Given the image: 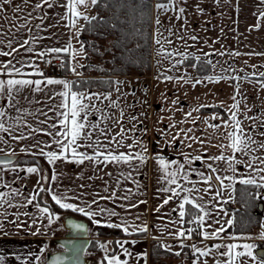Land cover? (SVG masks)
I'll return each mask as SVG.
<instances>
[{
  "label": "crops",
  "instance_id": "0c3cea01",
  "mask_svg": "<svg viewBox=\"0 0 264 264\" xmlns=\"http://www.w3.org/2000/svg\"><path fill=\"white\" fill-rule=\"evenodd\" d=\"M168 2L169 0H154L153 2L151 72L144 76H120V79L116 80L123 82L116 84V87L119 86V91L83 90L87 93L102 94V99L103 94L111 93V100L116 102V107H111L109 100H103V103L94 101V103L112 119L120 120L121 124L112 126V120L101 122V114L96 112H93L88 119L93 123H100L101 128L112 127L113 135L119 132L120 127L123 126L129 137L124 141L125 145L131 144L135 138L141 139L147 147L145 163L133 161V167L124 164H100L98 169L96 165L88 161L83 165L67 161H57L55 165H50L46 157L38 154L39 148L33 147L30 152H21L22 148H29L37 141L42 142L40 147H44L45 151H59L58 146L52 143V137L44 132L32 134L26 124H30L32 129H49L52 123H58L59 117L48 110L49 104L46 101L53 92L62 90L61 86H48L43 92L25 91L24 93L33 103L29 104L24 101L23 106L29 112L42 109L47 113L48 123H40L46 117L36 111L34 116H23L26 123L16 124L15 118L21 116L22 113L10 109L6 97L0 98V107H4L8 113L7 124H14L16 127L14 133L11 131L0 133V137L7 141V143L0 141V149H3L0 154L11 155L14 152L15 155L21 157L24 154L37 153L35 156L43 158L45 162V166L40 163H22L19 160L9 166L0 164V172L3 173L0 175V192L7 194L5 197L7 202L0 200V225H2L0 227V256L4 258L0 264H39L45 262L47 253L60 249L54 244L55 238L63 236L62 232L59 233L60 227L63 228L60 219L49 224L48 220L40 215L36 207L37 204L41 207H49L50 211L59 215L60 218L64 214L83 217L89 222L91 240L94 239L97 224L79 212L61 209L51 200L48 192H40L39 195H36L41 186L69 197L81 196L83 193L81 199L67 201L80 206H85V201L91 203L95 197L98 203L92 205L93 211L106 208L117 213L111 218L106 214L94 217L93 219L101 221V226H107L108 223L121 224L124 221L128 225H147V232L133 231L130 227L129 232L125 233L123 228H119L126 236L99 237L100 240H108L111 246L116 247L115 252L111 255H119L121 260H127L128 264H150L149 246L153 240H159L163 245L170 246V251L174 253L180 252L183 264H204L205 261L207 264H217V261H220L221 264H229L230 258L222 254L227 251L226 246L230 244L240 245L241 247L236 249L240 252L245 251L242 245H254L253 256L237 257L235 264H264V239L260 238L264 233V187L257 195L262 200L259 206L260 224L252 230L246 229L241 232L232 229L237 208L235 186L241 184L239 183L241 178L248 176L254 177L258 184H264V181L260 180V176H264V172L257 173L255 171V168L264 167V165H260L256 161L253 168H249L246 163L236 164L233 162L236 169V172L233 173L224 171L228 168V162L208 159V157L219 156L222 152L225 157L235 155V158L240 161H249L253 157H264V149L258 148V144L264 143V135H261L264 132V79L256 78L264 77L262 75L264 73L246 75L240 71L247 67L264 65V17L260 16V13H264V0H219V2L217 0H178V2L169 5L167 12L156 8L157 3L168 4ZM37 3L41 5L40 8L35 7ZM51 3L52 6L49 7L43 0H28L27 3L24 0H12L10 5L5 6L0 12V26H2L0 27V40H3V43L0 44V51L10 52L8 43L11 41L12 47L18 52L13 53L12 56H0V63L12 60L16 67H21L16 63L17 60H23L25 64L33 63L48 78L71 81L84 77L83 67L77 68V71L82 73L80 76L70 71L68 75H47L45 70L50 63H45V61L53 62V55L43 58L36 55L49 48H63L69 41L74 49H79L83 42L81 35L87 21L80 19L77 27L82 26V31L77 39L75 37L76 30L71 29L68 26V20L64 18L69 15L65 7L67 0H51ZM17 6L20 7V11H16ZM179 8H184L185 11L181 14ZM80 11L86 12L89 17L96 16L95 6H90L86 10L81 8ZM157 18L160 19L162 27L156 24ZM257 23L260 25L259 28L255 27ZM158 28L162 33L159 36L161 44L166 50L173 53L171 57L165 58V56L158 55V50L161 47L155 43ZM193 36L196 37L195 40L191 38ZM23 41H28V43L21 47ZM29 48L33 51L29 52L27 50ZM84 51V55L77 57L80 65L85 63V46ZM176 53H180V55ZM64 54H60L62 61ZM156 56H160V58L157 60ZM188 56L210 59L211 62L217 58L215 64L218 63L222 71L220 73L212 71L210 75L200 77L195 67L184 63ZM69 61L73 64L76 63V61H72L70 55ZM177 61H182V63H177ZM32 70L28 67L22 68V71L26 73ZM164 76H170L173 79L165 80ZM209 77L212 79H208ZM221 77L224 79L217 81V78ZM7 78V76L0 75V79ZM28 78L41 79L40 76ZM132 80L134 82L131 85L124 86L126 84L124 82ZM197 80L200 83H196ZM128 93L130 95H127ZM127 96H130L131 100L128 101ZM233 96H235V100H233ZM122 98H126V100H122ZM173 100H177L178 103L173 104ZM36 101H40V103H36ZM59 103L60 98L56 97L50 102V105L54 107ZM234 104L238 105V109L232 107ZM197 108L199 111H193ZM121 112H123V117H121ZM188 112H191L192 115L187 116ZM233 112L236 113V118L240 121V127L256 141L250 145L253 151L248 155L240 152L233 153L231 149L221 147L229 143L226 135L228 131L232 130L231 116ZM132 116H136L138 119L131 120ZM213 116L218 118L212 119ZM225 121L228 122V127L225 126ZM172 124H175L174 128L170 127ZM133 125H135L136 131H129ZM209 125H219L220 127L213 129ZM143 128L148 129L146 134L142 131ZM188 129H192V131L187 132ZM21 132L27 139H12L13 135L19 137ZM177 133L180 134L179 138L173 140ZM185 133L188 138H185ZM96 135L98 133L94 134L93 139L96 138ZM192 137L199 139L194 140L191 139ZM100 139L107 142L104 137H100ZM108 139L110 140L111 136ZM199 141H203V143ZM45 144H51V147H45ZM189 144L191 147H188ZM113 146L110 145V147ZM79 151L92 153V149L86 147L80 148ZM119 151L134 153L140 149L135 146L132 149L122 147ZM185 153L189 154L190 159L195 156H201L202 159L199 161L192 159L191 163H187L184 160L183 154ZM157 156H162L168 161L178 160L185 165V173L191 183L182 179L178 180V183L185 188H193V185L200 189L208 187L201 182V177L197 174L199 171L205 175H211V169L206 166L208 163L219 169L214 175L235 178L232 187L221 189L220 186L223 195L215 200L212 197L219 188L213 180L211 181L212 188L208 193L203 191L192 193L193 196H203L204 199L199 202L204 204L206 210L211 213L210 217L205 218L204 227L198 228V232L211 233L223 227L224 231L220 232L217 238L204 239L202 235L191 233V239H178L174 235L178 229H191L186 227V216L182 224L171 223L178 219V211H173V209H178L181 198L188 193L181 191L180 198L170 200L159 212L155 211L163 203V200L171 195V193L163 192L160 189L175 187L161 179L163 172L159 168ZM31 166H38L41 169L40 174L27 173L26 168ZM169 170H175V166ZM53 171L58 176L56 181L51 180ZM129 172H131V178L126 179ZM106 173L112 175L109 176ZM42 176H47L48 180H42ZM81 176L83 178H80ZM118 181L119 183H117ZM229 183L228 180L224 181L225 186ZM81 184L90 185V187L80 188ZM106 187L108 188L107 192L104 191ZM17 189L19 191L15 192L14 190ZM113 191L116 192L118 198L101 200L95 196L97 193L100 196H108ZM33 195H36V199L32 204H27V200L31 199ZM124 196L129 198L122 199ZM140 201H146V203H139ZM53 203L60 210L65 211H54ZM131 204H138V207H129ZM185 207L187 210L188 205ZM196 212V215H203L197 209ZM33 218L36 219L35 224H33ZM228 220H232V223L228 224ZM216 221L220 223H216ZM193 224L197 226L196 223ZM165 226H167V230ZM37 229H39L38 234L33 235L32 233L37 232ZM169 232L173 235H169ZM116 241L126 242L124 248L131 255H125L124 250L117 245ZM181 243L184 245L183 248L180 247ZM193 245L202 250L211 249V252L207 256L200 257L199 253L194 251ZM216 245H220V248L217 249ZM261 251H263L262 254ZM144 253H147L146 257L143 256ZM103 258V256L101 259L95 258L93 264H102Z\"/></svg>",
  "mask_w": 264,
  "mask_h": 264
},
{
  "label": "snow or ice",
  "instance_id": "6c2138e0",
  "mask_svg": "<svg viewBox=\"0 0 264 264\" xmlns=\"http://www.w3.org/2000/svg\"><path fill=\"white\" fill-rule=\"evenodd\" d=\"M25 3L28 2V0H24ZM45 4H48L49 7L52 6L51 0H43ZM100 2V0H67V3L65 7L67 8V11L69 13L68 16L64 17L68 20V26L71 29H75V37L79 39L80 32L82 31V26L80 28L77 27L80 19H83L87 21L88 23H91L92 20H95L96 17H89L86 12L80 11L81 8H84L85 10L88 9L90 6H95ZM178 2V0H169L168 4L165 3H157L156 8L158 10H163L167 12L169 10V5L174 4ZM219 2V0H217ZM12 3V0H0V12L3 11L5 6L10 5ZM36 8H40L41 5L37 3L35 5ZM20 7L17 6L16 11H20ZM175 10V9H173ZM185 11L184 8H179V13H183ZM261 17H264V13H260ZM179 18V17H178ZM156 24L160 25L162 27L161 21L159 18L156 19ZM2 27V26H0ZM256 28H259L260 25L257 23L255 25ZM169 31H171L169 29ZM157 38L155 39V43L158 45H161L160 49L158 50V55L171 57L173 56V53L166 50L163 45L161 44V40L159 38L162 33L159 32V28L157 29ZM193 40L196 39L195 36L191 37ZM183 39V37H181ZM3 43V40H0V44ZM28 41H23L21 44V47H23L25 44H27ZM168 43H171V41H168ZM8 47L11 49L10 52H3L0 51V56H12L13 53L18 52L17 49L12 47V42L9 41ZM29 52L33 51L31 48L27 49ZM65 53L71 56L72 61H76L75 64H73L71 61H66L61 63L62 68H66L71 73L80 76L82 73L77 71L78 67H84V65H80L78 63L77 57H80L85 54L84 51V44L81 42L79 49H74L72 46L71 41H69L66 46L63 48L60 47H54L49 48L46 51L39 52L36 55L39 58H43L48 55H53L54 59H61L60 54ZM177 55H180V53H176ZM236 55H239V53H236ZM197 59H199L197 57ZM16 63L20 64L21 67H16L13 64L12 60H8L7 63H0V75L7 76V79H0V98H7L8 101V107L10 109H15L17 112L22 113L21 116L15 118L16 124L20 123H26L23 120L24 115H35L36 111H39L42 115L46 117L44 121H41L40 123H48L47 113L43 112L42 109H35L32 112H29L27 108L23 106L24 101H27L29 104L33 103V101L28 97L25 96V91L28 92H43L45 88H48V86H61L60 91H55L53 94L49 97H47V103L49 104L48 110L50 112L55 113L57 117H59L58 123H52L50 125L49 129H41L36 128L32 129V126L30 124H26V126L31 130V133L34 134L35 132H44L46 135L53 138L52 143L56 144L59 148V151H45L44 147H40L41 141H37L34 145H31L29 148H22L21 152L25 151H31V148H39V155H43L46 157L48 163L50 165H55L57 161H67L70 163H76L83 165L86 161L89 163L96 165L97 169L100 164H124L128 165L129 167H133V161H139L141 164L145 163L147 160V147L143 144L142 140L139 138L133 139L131 144L125 145L124 141L126 139H129L127 136V133L125 132V129L123 126L120 127V131L112 134V127L106 126L105 128L100 127V123H93L89 121L88 117L93 113H100L101 114V122L112 120V126L121 124L120 120L112 119L111 116H109L106 113H103L100 108L96 106L94 101H100L103 103V100H109L111 107H116V102L111 100V93L103 94V99L101 98L102 94L99 93H87L83 91H77L74 90V84L76 82L67 80V79H57V78H48L44 76V73L39 70L38 66L33 63L25 64L23 60H17ZM45 63H51L50 60H46ZM177 63H182V61H177ZM28 67L32 68L33 70L31 72H24L22 71V68ZM163 75V74H162ZM264 75V74H262ZM32 76H40L41 79H31L28 77ZM159 78V77H158ZM165 80H172L173 77L170 76H164ZM182 79V78H181ZM208 79H212L209 77ZM218 79H224V77L217 78ZM186 83L189 81H185ZM110 85L111 84H120L122 82L116 81V82H107ZM196 83H200L199 80L196 81ZM193 87H195V84H193ZM238 88V86H237ZM116 91H119V88H116ZM134 94V93H133ZM56 97L60 98V103L56 104L54 107L50 105V102L54 100ZM233 100H235V96L232 97ZM36 103H40V101H36ZM173 104L178 103L177 100L172 101ZM233 108L238 109V105L234 104L232 106ZM231 111V109H229ZM193 111H199V109H193ZM143 115V114H141ZM187 116H191L192 113L188 112L186 114ZM7 116L8 113L6 112L4 107H0V133H8V132H15L16 127L14 124H7ZM121 117H123V112H121ZM218 117L213 116L212 119H217ZM131 120H137L138 117L132 116L130 118ZM231 120L233 121L231 128V131L227 132L226 138L229 140V143L227 145L221 146L226 147L228 149H231L233 153L240 152L245 155H248L253 149L250 148L251 144L256 143V141L253 140L251 135H248L244 132V129L240 127V121L236 118V113L233 112L231 116ZM142 123V121H141ZM193 123H195V120H193ZM7 124V126H6ZM213 129H218L219 125H209ZM225 126L228 127V122L225 121ZM170 127H175V124L170 125ZM129 131H136L135 125H133L132 129H129ZM142 131L146 134L148 129L143 128ZM184 131V130H181ZM192 129H188L187 132H191ZM98 133L96 135V138L93 139L94 134ZM166 134V133H162ZM179 133L176 134V136L173 137V140H176L179 138ZM261 135H264V132L261 133ZM111 136V139L109 140L108 137ZM100 137H104V142L100 139ZM185 138L187 137V133H185ZM13 140H24L27 139L25 137L24 133L21 132L19 137L13 135ZM191 139L198 140L197 137H192ZM0 141L3 143H7V141L3 140V137H0ZM200 143H203V141H199ZM110 145H114L113 147H110ZM139 147L140 151L132 152H121L119 151L122 147H127L128 149H132L133 147ZM45 147H51V144H45ZM86 147L92 149V153L89 154L87 152L79 151L80 148ZM188 147H191V144L188 145ZM258 148L264 149V143L258 144ZM0 152H3V149H0ZM33 155H36L37 153H32ZM11 155H15V153H11ZM184 160L187 163H191L192 159L194 160H201V156H195L193 158H189V154H183ZM209 160L212 161H226L228 162V168L224 169V171H232L233 173L236 172L235 167L233 166V162L236 164L239 163H246L247 167L253 168L256 161L259 162L260 165H264V157H253L252 160L249 161H240L235 158V155L232 157H225L223 155V152L219 156L215 157H208ZM157 162L159 164V168L163 172V176L161 179L165 180L169 185H175V187H165L160 189L163 192L171 193V195L167 196L161 205H159L155 211L159 212L161 208H163L164 205H167L170 200L174 198H180L181 197V191L188 193V195H184L181 198V202L178 204V209H173V211H178V219L171 221V223L176 224H182L184 222V218L186 216V205H191L193 209H197L199 213H203V215H195L193 218L189 221L190 223H196L198 228H203L205 225V218L210 217L211 213L206 210V207L204 204L200 203L199 201H202L204 198L203 196H193V192H200L203 191L205 193H208L211 188L212 184L211 181L213 179L220 182L221 189L227 187H232L233 183L235 182V178L233 176H224L221 177L220 175H205L203 172L197 171V174L201 177V182L205 185H208V187L204 189H200L193 185V188H185L182 185L178 183V180H185L191 183V181L188 178V175L185 173V165L180 163L178 160H165L162 156H157ZM12 161L11 159L7 160H0V164H4L5 166L11 165ZM175 166V170L170 171L169 169L173 168ZM207 168L211 169V172L213 174L217 173L219 171L218 168L213 167V164L208 163ZM15 171L16 169H12ZM255 171L257 173L264 172V167H257L255 168ZM26 172L29 174H40L41 169L38 166H31L26 168ZM3 173L0 172V175ZM106 175L111 176V173H106ZM121 175H124L121 173ZM80 178H83L82 176ZM126 179L131 178V172L128 173V175L125 177ZM42 180L47 181V176H42ZM58 179V176L55 171H53V174L51 176L52 181H56ZM89 179H92V177H89ZM228 180L230 183L229 185L225 186L224 181ZM260 180L264 181V176H260ZM119 183V181L117 182ZM239 183L244 185H255L257 187H264V184H258L257 180L252 177L248 176L247 178H241L239 180ZM7 187V185H5ZM80 188L90 187V185L81 184L79 186ZM179 189V190H178ZM15 192H18L19 190H14ZM104 191H108V188L106 187ZM131 191V190H128ZM40 192H48V194L51 196V200L58 205L61 209L65 210H71L73 212H79L82 215L88 217L94 224L100 225V220L93 219L96 216L106 214L109 218L116 216L117 213L114 210H108L106 208H99L98 211L92 210V205L97 204L98 200L94 197L91 201V203L84 202L85 206H80L75 203L67 202L69 199H81V196L84 194L82 193L81 196H72L69 197L66 194L62 193H56L53 192L50 188H45L41 186L39 188V191L36 195H39ZM7 194L0 192V200H3L4 202H7L5 199ZM36 195H33L31 199L27 200V204H32L33 201L36 199ZM223 195L222 190H217L215 192V195L212 197L214 200L218 197H221ZM95 196H98L101 200H112L114 198H118L116 195V192H111L108 196H100L98 193L95 194ZM128 196L122 197V199H128ZM139 203H146V201H140ZM40 215L44 218H46L49 222V224H52L55 222V220H59V215L53 213L50 211L49 207L44 206L41 207L39 204L36 205ZM129 207H138V204H131ZM25 215H28V213H25ZM139 219V217H137ZM36 223V219L33 218V224ZM71 223V222H70ZM216 223H220L219 221H216ZM228 224L232 223V220L227 221ZM18 227L20 225H17ZM2 227V225H0ZM71 227L76 229L77 231H87L85 229L84 225L82 224H71ZM107 227H115V228H123V231L125 233L129 232V228L131 227L133 231H139V232H147L148 228L147 225L144 226H137V225H128L126 221L122 222L121 224H113L108 223ZM166 230H167V226ZM211 227V225H209ZM193 229H187V230H181L178 229L174 235L180 239H191V233L193 232ZM224 231L223 227H220L216 229L215 231L209 233L207 231L198 232L197 234L202 235L204 239H213L217 238L219 233ZM39 229H37V232L32 233L33 235L38 234ZM187 232V235H186ZM4 235H7V233H4ZM169 235H173V233L169 232ZM261 239H264V233L261 234ZM155 239V237H154ZM117 245L124 250L125 255H131V253L128 252L126 248H124V243L121 241H116ZM101 249H103L106 253L109 251L107 244H100L99 245ZM167 250H171L170 246L162 245ZM181 248L184 247L183 243L180 245ZM194 251L196 253H199L200 257L207 256L211 252V249L202 250L200 248H196L195 245L192 246ZM217 249L220 248V245L215 246ZM227 251L223 253L222 255L228 256L229 264H235V260L237 257L241 256H253L252 249L254 245L252 244H244L242 247L245 249V251H236L238 247H241L240 245L236 244H230L227 245ZM81 248H77L76 245H72V259L70 264H79V252L81 251ZM43 251V250H42ZM176 256L180 255V252L174 253ZM144 257L147 256V253L143 254ZM3 257L0 256V262L3 261ZM39 259V257H37ZM255 259V257H253ZM64 257L57 256L53 262V264H64ZM128 264L127 260H121L120 256L117 254L112 255H105L102 261V264ZM204 264H207L205 261ZM217 264H221L220 261H217Z\"/></svg>",
  "mask_w": 264,
  "mask_h": 264
},
{
  "label": "trees",
  "instance_id": "16d2710c",
  "mask_svg": "<svg viewBox=\"0 0 264 264\" xmlns=\"http://www.w3.org/2000/svg\"><path fill=\"white\" fill-rule=\"evenodd\" d=\"M154 0H100L95 5L96 19L91 23L86 22L82 31V41L85 48H93L98 40H110L112 56L107 60V68L101 69L102 76L98 78L79 77L72 79L76 82L74 90L77 91H113L116 76H144L152 70V21ZM97 45V44H96ZM98 46V45H97ZM63 62L69 61V55L64 54ZM184 63L195 67L198 75L204 77L213 71L212 62L206 59H197L188 56ZM61 74H69L66 68L60 69ZM263 78L264 77H256ZM22 163H40L45 166L44 159L32 154H24L18 159ZM262 187L255 185L237 184L235 186V218L232 229L238 232L252 230L261 221L259 210L261 198L257 195ZM54 211L60 210L53 203ZM69 213V212H68ZM196 209L188 205L186 210V227L193 229L195 235H199L198 227L189 221L196 215ZM96 238L92 239L89 252L102 254L99 237L126 236L119 228L97 225ZM159 240H153L149 246L150 264H183L181 255L162 246ZM191 254L189 253V256Z\"/></svg>",
  "mask_w": 264,
  "mask_h": 264
},
{
  "label": "water",
  "instance_id": "95a60500",
  "mask_svg": "<svg viewBox=\"0 0 264 264\" xmlns=\"http://www.w3.org/2000/svg\"><path fill=\"white\" fill-rule=\"evenodd\" d=\"M11 159L12 163L18 160V155H7L0 154V160ZM11 163V164H12ZM4 165V164H1ZM211 175H214L211 172ZM215 176V175H214ZM45 181V180H44ZM215 184L220 190L219 181L213 179ZM61 225L64 230L63 236L55 238L54 244L60 249L47 253L45 262H40L39 264H53L57 256L64 257V264H70L72 259V245H76L77 248L82 250L79 252V264H91L94 261L93 257L87 255L91 244V234L89 222L83 218L77 217L72 214H64L60 218ZM71 222V223H70ZM71 224H82L87 231H77L71 227ZM263 251H261V254Z\"/></svg>",
  "mask_w": 264,
  "mask_h": 264
},
{
  "label": "rangeland",
  "instance_id": "374dc122",
  "mask_svg": "<svg viewBox=\"0 0 264 264\" xmlns=\"http://www.w3.org/2000/svg\"><path fill=\"white\" fill-rule=\"evenodd\" d=\"M96 44H95V47H93V48H88V49L85 48V50H86V59H85L84 67H83V73H84V77L85 78H98V77L102 76L101 74H103V73H102L101 69L108 67L107 60L110 59L111 56H112V51L110 49L111 48V41L110 40H108V39L107 40H98ZM159 58H160V56H156L157 60ZM207 60L211 61L210 59H207ZM217 60H218L217 58L216 59L214 58L212 60L213 71H215L216 73H220L222 71L220 69V66H218V63L215 64V62H217ZM51 63H53V62H51ZM176 69H178V68H176ZM240 71H241V73L246 74V75H250V74H253V73L254 74H260V73H264V65H262L260 67H253V68L247 67L246 69L244 68L243 70H240ZM59 74H61V73L59 72L56 75H59ZM47 75H49V74H47ZM119 77L120 76L114 77L115 81L119 80L120 79ZM132 82H134V81L132 80V81L124 82V83H126V84H124V86H129V85H131ZM118 87H116V84H115L114 91ZM128 91H129V89H128ZM127 95H130V93H128ZM122 100H126V98H124V99L122 98ZM127 100L128 101L131 100L130 96H127ZM77 217H78V215H77ZM81 218H83V217H81ZM61 232L64 234L63 228L61 229V227H60L59 233H61ZM119 237H122V236H119ZM94 238H96V237L94 236ZM100 244H107L108 247L110 246L109 247L110 251L106 253L103 250V253L99 254V255L93 254V253L90 252V255H93L95 258H100L101 259L102 256L104 257L107 254L111 255V253H114L115 250H116V247L111 246L109 244L108 240H106V241L105 240H101Z\"/></svg>",
  "mask_w": 264,
  "mask_h": 264
},
{
  "label": "built area",
  "instance_id": "2783aa9c",
  "mask_svg": "<svg viewBox=\"0 0 264 264\" xmlns=\"http://www.w3.org/2000/svg\"><path fill=\"white\" fill-rule=\"evenodd\" d=\"M61 63H62L61 59H54L53 63H50L46 66V70H45L46 74L56 75L57 73H59L61 68Z\"/></svg>",
  "mask_w": 264,
  "mask_h": 264
},
{
  "label": "flooded vegetation",
  "instance_id": "af4514ba",
  "mask_svg": "<svg viewBox=\"0 0 264 264\" xmlns=\"http://www.w3.org/2000/svg\"><path fill=\"white\" fill-rule=\"evenodd\" d=\"M87 255L90 256V257H93L94 258V261L96 260L93 255H90V252L89 251L87 252ZM94 261H93V263H94ZM93 263H91V264H93Z\"/></svg>",
  "mask_w": 264,
  "mask_h": 264
}]
</instances>
